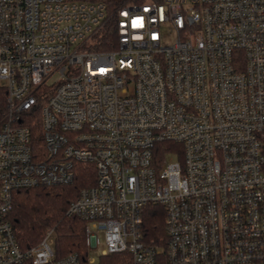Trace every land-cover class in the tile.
<instances>
[{
    "label": "built area",
    "instance_id": "built-area-1",
    "mask_svg": "<svg viewBox=\"0 0 264 264\" xmlns=\"http://www.w3.org/2000/svg\"><path fill=\"white\" fill-rule=\"evenodd\" d=\"M0 89V264H264V0H0ZM80 166L87 251L56 257L52 229L22 249L13 192Z\"/></svg>",
    "mask_w": 264,
    "mask_h": 264
},
{
    "label": "trees",
    "instance_id": "trees-1",
    "mask_svg": "<svg viewBox=\"0 0 264 264\" xmlns=\"http://www.w3.org/2000/svg\"><path fill=\"white\" fill-rule=\"evenodd\" d=\"M85 2H102L107 13L117 7L131 3H142L147 0H76ZM111 25L103 29L100 48H111L107 41L114 39ZM6 108L5 92L0 89V119ZM37 139L40 140V128L36 126ZM180 145L161 143L156 147L157 157L165 152H172ZM94 170L80 166L76 178L69 184L34 186L21 188L12 194V209L9 218L12 222L13 232L18 245L27 249L36 245L45 233L52 229L53 250L56 257L71 252L84 254L85 222L75 215L67 214L70 202L75 199L80 189L94 183ZM142 233L145 241L160 244L164 241V210L160 205H147L143 213Z\"/></svg>",
    "mask_w": 264,
    "mask_h": 264
},
{
    "label": "rangeland",
    "instance_id": "rangeland-1",
    "mask_svg": "<svg viewBox=\"0 0 264 264\" xmlns=\"http://www.w3.org/2000/svg\"><path fill=\"white\" fill-rule=\"evenodd\" d=\"M49 82H51V80H49ZM172 156H167V159L169 160ZM94 256H97L99 254V249L96 250V249H92V252H91Z\"/></svg>",
    "mask_w": 264,
    "mask_h": 264
},
{
    "label": "snow or ice",
    "instance_id": "snow-or-ice-1",
    "mask_svg": "<svg viewBox=\"0 0 264 264\" xmlns=\"http://www.w3.org/2000/svg\"><path fill=\"white\" fill-rule=\"evenodd\" d=\"M134 26H136V25L134 24Z\"/></svg>",
    "mask_w": 264,
    "mask_h": 264
}]
</instances>
